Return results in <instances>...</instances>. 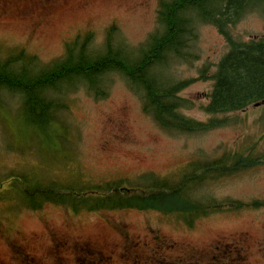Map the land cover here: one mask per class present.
I'll list each match as a JSON object with an SVG mask.
<instances>
[{
    "label": "rangeland",
    "instance_id": "1",
    "mask_svg": "<svg viewBox=\"0 0 264 264\" xmlns=\"http://www.w3.org/2000/svg\"><path fill=\"white\" fill-rule=\"evenodd\" d=\"M159 0H0V62L24 50L41 68L64 57L78 34L94 33L91 51H101L107 29L137 57L158 29ZM188 62L171 61L164 80L194 82L182 93L193 104L183 113L199 121L212 88L200 80L228 53L216 27L198 24ZM239 42L264 37V18L249 11L231 28ZM20 68V67H19ZM160 71V68H159ZM108 79V96L96 99L85 88L70 89L67 111L56 122L28 126L21 99L1 92L0 106V264H264V207L237 209L227 203L264 202V165L210 180L195 198L222 208L190 228L174 216L136 210L81 212L47 203L39 211L23 205L12 190L38 182L76 186L129 180L143 175L176 176L194 160L226 153H264V105L228 116V124L205 134L162 129L143 111L141 93L125 78Z\"/></svg>",
    "mask_w": 264,
    "mask_h": 264
},
{
    "label": "trees",
    "instance_id": "2",
    "mask_svg": "<svg viewBox=\"0 0 264 264\" xmlns=\"http://www.w3.org/2000/svg\"><path fill=\"white\" fill-rule=\"evenodd\" d=\"M254 10H259L264 18V0H159L158 29L149 36L137 57L117 41L115 24L107 29L101 51H91L95 36L92 31L78 34L66 44L64 57L50 67L41 68L37 57L22 50L0 62V98L2 91L20 97L23 122L40 128L55 123L56 114L67 111L62 97L70 89L85 88L96 99H104L109 93L108 79L118 74L128 81L132 91L141 93L143 111L162 129L181 134L208 133L228 124L229 115L264 102V37L239 42L231 34V28ZM201 23L216 27L229 48L214 74L206 75L210 66L200 72V80L213 83L208 103L202 108L212 117L207 122L183 113L193 108L181 96L193 80L160 78L161 69L171 61L189 63L197 58L191 54V48ZM263 165L264 153L248 156L226 153L213 160H194L178 176L147 174L135 183L121 179L76 186L42 181L34 188H24L25 180L17 178L11 188H17L19 201L33 211L51 203L73 214L157 212L174 216L192 228L198 219L222 208L197 200L194 193L198 189L210 180ZM226 205L237 209L260 208L264 202Z\"/></svg>",
    "mask_w": 264,
    "mask_h": 264
},
{
    "label": "water",
    "instance_id": "3",
    "mask_svg": "<svg viewBox=\"0 0 264 264\" xmlns=\"http://www.w3.org/2000/svg\"><path fill=\"white\" fill-rule=\"evenodd\" d=\"M262 104H264V103H262ZM260 105H261V104H256L255 107H258V106H260Z\"/></svg>",
    "mask_w": 264,
    "mask_h": 264
}]
</instances>
